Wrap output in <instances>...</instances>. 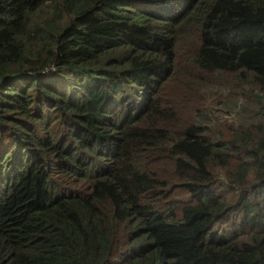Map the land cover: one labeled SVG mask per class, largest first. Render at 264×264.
I'll return each mask as SVG.
<instances>
[{"label":"trees","instance_id":"1","mask_svg":"<svg viewBox=\"0 0 264 264\" xmlns=\"http://www.w3.org/2000/svg\"><path fill=\"white\" fill-rule=\"evenodd\" d=\"M0 264H264V0H0Z\"/></svg>","mask_w":264,"mask_h":264},{"label":"rangeland","instance_id":"2","mask_svg":"<svg viewBox=\"0 0 264 264\" xmlns=\"http://www.w3.org/2000/svg\"><path fill=\"white\" fill-rule=\"evenodd\" d=\"M219 126H220V125H216V126H215V129L221 132L222 129H220Z\"/></svg>","mask_w":264,"mask_h":264}]
</instances>
